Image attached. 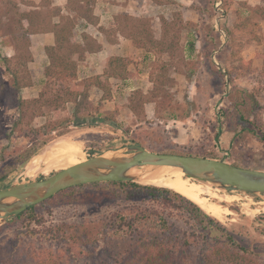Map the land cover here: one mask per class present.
Masks as SVG:
<instances>
[{"label":"rangeland","instance_id":"1","mask_svg":"<svg viewBox=\"0 0 264 264\" xmlns=\"http://www.w3.org/2000/svg\"><path fill=\"white\" fill-rule=\"evenodd\" d=\"M61 1L23 0L26 4L23 9L26 11V6L33 3L46 8L31 10L37 15L47 13L55 17L60 13ZM225 1L215 9V0H79V3L77 0L70 3L66 7L70 16H65L64 25L74 26L72 33L76 40L78 37L85 40V49L70 48L69 41L59 54L76 52L75 59L84 58L83 49L97 50L98 40L105 41L106 49L101 55L93 53L80 61L77 79L71 83H84L102 74V60L115 54L108 41L113 42L120 35L123 36L120 55L125 57L119 71L127 69L123 73L127 80L113 84L116 103L96 105L91 101L90 109L95 117L107 116L104 124L72 128L46 145L42 141L48 125L66 115L60 113L57 117L53 109H41L40 104L23 105L22 101H33L50 90L47 97H51L61 82L46 78L43 71H29L27 58L26 66L16 65V57L9 58L11 63L1 58L0 190L12 184L49 178L65 169L52 162L33 163L37 156L61 140L77 144L83 160L141 143L156 153L191 154L264 171V62L261 56L264 41L259 44L250 41L263 37L262 21L253 16L249 20L247 3ZM6 3L10 0H0V55L8 57L17 50L30 56L23 38L20 43L15 40L20 33H13L10 28V4ZM101 3L119 4L112 20L100 17ZM39 24L34 23L32 29L37 30ZM140 26L145 29L140 30ZM210 37L223 43L218 46V54L212 56L209 51L215 45L210 43ZM159 41H165L163 51L156 45ZM213 62L218 70L214 69ZM15 74L23 83L31 81L33 88L13 87ZM235 88L254 91L262 105L241 123L232 119L235 109L230 97L237 93ZM73 108H68L71 113ZM113 192L114 189L105 193L97 189L79 190L72 202H50L38 207L32 221L14 217L0 225V264H139L136 258L139 248L148 243L185 247L184 255L177 257L175 264H203L200 249L206 245L207 238L195 229L192 219H170L169 235L133 232L124 225L131 219L130 210H135L140 202L124 201ZM220 193L233 198L216 194L196 204L264 264V194ZM208 236L224 240L219 232Z\"/></svg>","mask_w":264,"mask_h":264},{"label":"trees","instance_id":"2","mask_svg":"<svg viewBox=\"0 0 264 264\" xmlns=\"http://www.w3.org/2000/svg\"><path fill=\"white\" fill-rule=\"evenodd\" d=\"M71 1L75 3L77 2V0ZM219 1L220 0H215L213 6L214 9ZM77 3H79V0ZM6 4H10V28L13 33H20V36L15 40L20 43V40L23 38L24 43H26L29 48L30 40L28 39L27 34L35 30L32 29L34 23H32V25L29 27H26L25 23L23 22L24 15L19 14L20 12H15V10L18 8L17 4L13 3V0H10V3ZM1 11L2 10L0 7V13ZM20 15L21 18L19 17ZM64 24H66V22H63V26L60 28L54 29V33L57 37V45L54 47H47L46 49L47 53L52 59V64L45 71V77L48 79L56 78V80L60 81L61 84L58 85V88L56 91H54L55 93L52 94L51 97H47L48 94L51 93L50 90L42 92L39 95V98L34 99L33 101H22L23 105L30 106L33 104H40L41 109L43 107L53 109L56 112L57 117L60 113H64L66 115V118L54 121L55 123H51L52 121H49L51 124L47 127L48 131L43 134L42 145L48 144L55 137H60L63 134L70 132L72 128H90L98 127L100 124H104L105 121H107V116L104 118L95 117L91 112V92L98 88L103 92V100L111 99L112 87L110 88V79L119 77L127 78V76L123 74L127 71V69H125L124 72L119 71V65L124 63V59L111 58L108 61L105 74L91 77L84 83H71V80L75 81L77 79L78 62L79 60H83V58L75 59V51V53H64L63 55H60L59 53L61 50L65 49V43L69 41L72 43L70 44V48H78L81 46L84 48V46L76 40L74 33H72L74 26L72 28H66ZM140 28V30L143 31L145 26H140ZM232 36L233 35H231V37ZM171 42H175L174 39ZM210 43L214 44L215 47L210 48L211 52L209 51V56H212L215 53L218 54V46L219 44H223L222 41L216 37H210ZM156 45L159 47V49L161 47L163 51V48L166 44L165 41H159L156 43ZM84 49V53L89 51ZM26 53L25 51H23L22 54L17 53L16 65L26 66V58L28 59V63L30 60H32L33 57L31 51L28 54L30 56L26 57ZM2 56L3 55H0V59L3 58L5 61L10 62L9 57ZM217 66L218 65L213 62L214 69L218 70ZM16 70H19V68ZM13 79V87L18 88L19 90L27 88L32 84L31 81L29 83L21 82L20 78L17 77L16 74L13 75ZM234 91L237 93H232L230 97V103L235 109L234 117L232 119H236L239 123H241L242 120H245L246 116L249 118L253 111L255 113L256 109H261L262 105L258 101L254 91L239 88H235ZM69 106L74 107L72 113L68 109ZM97 115L100 116L99 110H97ZM42 117L45 116L42 115ZM61 129H63V131H60ZM139 144L143 147H146L144 144ZM175 154L178 153L175 152ZM184 156L194 155L189 154ZM231 165L240 167L237 164ZM87 189H97L99 190V193L101 191L104 193L109 191L112 192V189H114L112 194L124 201H139L140 205L135 207V210H130L128 213V215L131 217L129 223L124 225L128 226L133 232L138 231L142 234L143 232H149V234H156L157 236L169 235L172 229L170 219L179 217L186 218V220L192 219L194 221L195 229L199 232H203L207 238L206 245L200 249V258L203 264H261L258 256L253 251L238 244L233 235L225 230L218 220L208 215L198 204L192 200L172 189L165 187L143 185L131 181L80 185L61 191L43 203L29 208L25 212L16 216L14 219L27 217L32 221L35 218L34 211L38 207L44 206L50 202H72L74 200L75 194L79 190L86 191ZM121 219L125 220V217L121 216ZM213 232H219L224 240L220 238L211 239V236H208V234L211 235ZM172 247L157 243H148V245H143L141 248H139L136 258L138 259L139 264H175L177 257L180 259L181 256L184 255L185 247L181 246L180 249L177 247Z\"/></svg>","mask_w":264,"mask_h":264},{"label":"water","instance_id":"3","mask_svg":"<svg viewBox=\"0 0 264 264\" xmlns=\"http://www.w3.org/2000/svg\"><path fill=\"white\" fill-rule=\"evenodd\" d=\"M166 166L180 168L188 177L208 182L224 191L264 194V171L237 167L224 160L156 153L139 144H130L90 157L49 178L12 184L1 189L0 225L61 191L93 183H140L143 174H136L135 170L147 172L149 169L157 170Z\"/></svg>","mask_w":264,"mask_h":264},{"label":"crops","instance_id":"4","mask_svg":"<svg viewBox=\"0 0 264 264\" xmlns=\"http://www.w3.org/2000/svg\"><path fill=\"white\" fill-rule=\"evenodd\" d=\"M13 1H17V0H13ZM21 1L22 3H16L18 8L15 10V12H21V14L24 15L23 17V22L25 23L26 27H29L30 25H32V23H39L41 21V24H39L37 26V30L36 27L33 28L35 29L33 32L27 34L28 39L30 40V51L32 54V60H30V62L28 63V70L31 72H35L38 71V73L40 71H43L45 73V71L47 70V68L52 64V59L49 56V54L47 53V47H54L57 45V37L56 34L54 33V29L55 28H60L61 25L63 24L62 22H64V18L65 16H70V13L67 12V6L69 7L70 3H73L71 0H62L60 2V4L58 5L61 9H59L60 13L57 14L55 17L54 16H49L46 11L43 12L46 13L45 16H42V14L39 16L37 15V13H35L34 11L31 10H41V9H46V8H42L40 6H35L33 3L30 6H26L27 10L25 11L23 9V7H25L26 4H24L23 0H18ZM225 0H220L218 2L219 3H225ZM229 3H247L246 7L247 9L250 11V16L251 18H249V20H253L252 16L256 19H259L262 21V30H263V37H254L252 40H250L253 43H261L264 41V0H232V2ZM100 5V4H99ZM98 5V6H99ZM119 4L116 3H101V15L100 17L105 18V19H113V13L116 12L115 8H117L116 6H118ZM99 7H97L98 10ZM262 13V14H261ZM10 16V15H9ZM262 16V17H260ZM18 17V16H17ZM21 18V15L19 16ZM18 17V19H19ZM54 17V18H53ZM41 18V19H39ZM115 22V15H114V20ZM87 23V22H86ZM43 26H45L43 28ZM122 34V33H121ZM122 39L123 36L120 35L119 38H117L115 41L110 42L108 41V43L110 45H113V52H115V54H110L108 55L104 60H102V66H103V72L102 74L106 73L107 70V64L109 59L111 58H123L125 56L120 55V52L122 51L121 47V43H122ZM125 39V37H124ZM127 39V38H126ZM77 41L81 44H83V46H85V40L81 39V38H77ZM105 41L101 42L100 40H98V44H99V48L93 52H86L85 53V57L87 55L90 54H97V55H101V53L103 51H105V46L103 45ZM132 46L134 47V44L132 43ZM260 47V45H259ZM258 47V48H259ZM263 47V46H262ZM136 49H138L137 47H134ZM264 48V47H263ZM14 52L11 53L10 55H8V57L10 59L16 57L17 55V50H13ZM254 53H258V51L254 52ZM263 56V62H264V51H262V55ZM85 57L83 58V60L85 59ZM83 60H79L78 63H80V61ZM100 74V75H102ZM127 80V78H111L110 79V83L112 84V98L111 99H107V100H103V92L101 90H99L98 88L94 89L92 91L93 95L90 97V101H94V103L97 105L100 104H105L106 102H110V103H116V97L113 94V84L114 82L121 83V82H125ZM119 86V85H118ZM31 89L33 88V86H29L26 89ZM95 98V99H94Z\"/></svg>","mask_w":264,"mask_h":264},{"label":"bare ground","instance_id":"5","mask_svg":"<svg viewBox=\"0 0 264 264\" xmlns=\"http://www.w3.org/2000/svg\"><path fill=\"white\" fill-rule=\"evenodd\" d=\"M81 155L82 150L77 144L71 141L61 140L51 146L45 154L42 153L37 156L33 163L40 165L42 163L52 162V164L56 166L69 168L85 161L81 159ZM146 171L147 172L142 169L134 171L136 174H143L139 179L141 184L170 188L195 203L205 202L208 196L216 194L227 198H233L230 194L220 193V191L224 190L218 188L214 189L212 184L208 182L203 183L188 177L182 169L177 167L166 166L157 170L149 169Z\"/></svg>","mask_w":264,"mask_h":264}]
</instances>
